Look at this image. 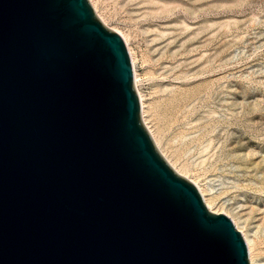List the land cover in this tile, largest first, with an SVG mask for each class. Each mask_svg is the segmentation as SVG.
Wrapping results in <instances>:
<instances>
[{"label": "water", "instance_id": "1", "mask_svg": "<svg viewBox=\"0 0 264 264\" xmlns=\"http://www.w3.org/2000/svg\"><path fill=\"white\" fill-rule=\"evenodd\" d=\"M0 264H250L158 152L89 0H0Z\"/></svg>", "mask_w": 264, "mask_h": 264}, {"label": "rangeland", "instance_id": "2", "mask_svg": "<svg viewBox=\"0 0 264 264\" xmlns=\"http://www.w3.org/2000/svg\"><path fill=\"white\" fill-rule=\"evenodd\" d=\"M89 2L132 53L160 153L264 264V0Z\"/></svg>", "mask_w": 264, "mask_h": 264}, {"label": "bare ground", "instance_id": "3", "mask_svg": "<svg viewBox=\"0 0 264 264\" xmlns=\"http://www.w3.org/2000/svg\"><path fill=\"white\" fill-rule=\"evenodd\" d=\"M126 40V39H125ZM126 43V42H125ZM126 45H127V43H126ZM128 46V45H127ZM129 53H130V56H131V60H132V65H133V69H134V72H135V66H134V59L132 58V53L130 52V49H129ZM135 83H137V77H136V75H135ZM139 98H140V103H141V112H142V118H143V124H144V126H145V128H146V122H145V119H144V99H143V97L139 94ZM147 129V128H146ZM149 132V131H148ZM150 134V133H149ZM151 136V138H152V140H153V142H155L154 144H156L155 146H156V148H157V150H158V152L160 153V151H159V144H158V142H157V140H156V138L153 136V135H150ZM161 154V153H160ZM161 156L164 158V156L161 154ZM165 159V158H164ZM165 161L167 162V164L179 175V176H181V177H183V175H181V174H179V172H178V170L176 169V167L173 165V164H171L169 161H167L166 159H165ZM184 178V177H183ZM185 179H186V177H185ZM198 190H199V192H200V194H201V196H202V198H203V200H204V204L206 205V207L208 208V210L210 211V212H212V213H217L216 211L215 212H213L212 211V207H211V204L209 203V201L206 199V195H205V193H204V191H202V189L200 188V187H198ZM218 214V213H217ZM233 222H235L234 220H233ZM236 224V223H235ZM244 234V233H243ZM246 240V242H247V245H248V250H249V252H250V255H251V246H250V244H249V239H245ZM253 264V263H252Z\"/></svg>", "mask_w": 264, "mask_h": 264}]
</instances>
